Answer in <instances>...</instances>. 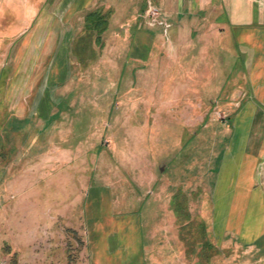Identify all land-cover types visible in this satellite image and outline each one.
<instances>
[{
    "label": "rangeland",
    "instance_id": "rangeland-1",
    "mask_svg": "<svg viewBox=\"0 0 264 264\" xmlns=\"http://www.w3.org/2000/svg\"><path fill=\"white\" fill-rule=\"evenodd\" d=\"M80 1L0 0V264H106L118 249L121 257L138 256L139 242L128 251L118 242L119 227L111 249L94 252L86 215L91 203L111 206L109 215H139L145 206L143 218L150 204L170 207L174 220L152 239L148 264H264V244L242 245L236 235L221 241L213 227V192L229 141V132L221 130L234 118L231 102H240L230 101V90L247 95L245 78L233 74L224 53L213 56L214 67L213 53L202 49L203 57L208 53L201 66L208 76L204 99L190 94L180 107L159 100L158 108L166 110L153 117L148 112L160 110L151 111L150 98L171 91L164 79L177 55L201 40L202 48L211 44L210 33L201 31L206 26L169 20L154 0H97L96 7L105 1L112 8L99 11L104 25L90 28L91 10L81 11ZM149 1L159 13L155 22ZM152 42L153 61L136 62L148 55L141 45ZM34 48H43L40 55L31 51L40 62L27 67ZM156 59L158 68H150ZM193 71L198 80V67ZM186 86L181 83L179 91ZM44 97L48 115H29ZM57 110L59 115H49ZM157 121L161 128L153 141ZM218 139L223 145L216 148ZM166 163L169 171L161 173ZM257 182L264 188V155Z\"/></svg>",
    "mask_w": 264,
    "mask_h": 264
},
{
    "label": "crops",
    "instance_id": "crops-1",
    "mask_svg": "<svg viewBox=\"0 0 264 264\" xmlns=\"http://www.w3.org/2000/svg\"><path fill=\"white\" fill-rule=\"evenodd\" d=\"M97 2V0H81V11L91 10L90 13H94L106 8H112V4L105 1L96 7L98 5ZM154 2L164 9V16L169 20L182 21L183 25L188 26H196L197 21H199L198 25H205V28L202 27L205 30L201 29V31L210 33L207 42H211V44L207 45L205 43L207 46L202 48L201 42L203 41L201 40L199 44L189 45L185 52L182 53V56L177 55V59L169 67L170 73L164 79V81L167 80L172 83L171 91L168 95L153 93V98H150L153 100L151 111L160 107L159 100H172L170 102L173 104H170V107H180L186 104V99L191 98L190 94H194L198 99H204L206 89L203 85L207 82L208 76H202L201 66L205 67L206 59L204 58L208 53H210V57L211 53H213L211 61L214 67L217 65L213 60V56L215 57L218 53H224V61L230 63L229 67L231 69L234 68L236 70H233V74L236 73L237 78L241 80L240 75H242L246 80V97H236L235 92L230 90V101L237 99L240 102L236 104L231 102V105L235 106V111L232 114L234 118L230 121V125H227L229 127L228 130H221L222 133L229 132V141L227 142L228 145L224 146V150L221 151V155L224 157V162L222 160L221 163H223L224 168L222 166L218 172L213 192L215 198L213 209L215 226L213 227L215 232H218L221 241L225 235H236L242 245L257 246L264 244V188L260 187L257 182L258 166L262 163L264 155V0H154ZM84 5L87 8L83 7ZM153 36L155 37V34ZM226 41L229 42L228 45L231 44L229 48H224ZM148 47H150V50H148ZM141 48L146 49L148 55L146 60H136V62L146 64L149 60H152V56L155 57L156 55L155 52L152 54L155 43L152 42L146 46L142 44ZM196 48H199L200 57L197 61L192 55V53L197 52ZM42 49L34 48L30 50L29 59L26 61L27 67H34L37 61L40 62L39 55ZM202 49L204 51L208 49V53H204V57ZM36 50L39 51L38 59L34 58L31 52ZM158 65V59H156L150 65V68H158ZM239 65H241L240 71ZM193 67H198V80L194 76L195 70L192 72ZM207 67H210V65ZM214 77L210 76L208 78L211 83L218 82ZM154 82L153 79L152 83ZM191 82H193L194 86L190 85ZM181 83H187L183 91H179L178 86ZM45 100L46 98L44 97V102L40 104V107H37L36 112L33 114L30 112L29 115L39 117L48 115V107L43 106L46 104ZM224 105L227 106L229 104L224 102ZM158 109L160 112L157 114H155V111L148 113L154 117L166 110L165 108ZM11 114L13 116L19 115L16 113ZM49 115H59V111L57 110ZM27 119L32 127L35 124L34 120L25 116L24 120ZM47 122L43 123L44 126ZM174 123V120L173 122L167 120L166 124L175 127ZM179 127L183 128H178V131L182 130L181 132L186 128L185 125ZM222 127L223 125H221ZM160 128L161 125L158 121L152 124L151 137L153 141L156 140V135H158V129ZM30 131L36 132L35 129ZM37 132L41 133L42 130L39 129ZM215 144L216 148H218L219 145H223V141L218 139ZM168 161L170 163V159ZM169 163L164 164L165 166L161 168V173H168ZM155 185L157 184L154 183ZM88 207L86 215L89 218L90 228H92L88 238L95 245L93 248L94 252L96 249L98 251L101 250L104 255L108 248L111 249L109 241L115 234L113 229L118 227L122 231V235L118 236V242L123 241L124 248L127 251L133 249L137 242L140 244L138 256L133 254L131 257L130 255L121 257L117 255V251L122 250L118 249L114 254L107 256L106 264H148V254L152 239L160 238L163 226H169V223L174 220V215L170 214L172 211L168 210L170 207L162 206L161 204L148 205L147 209L148 207L150 208L148 209L149 214L145 218L142 215L145 206L139 207V215H109L108 212L112 211L111 206L108 207L104 204L95 205L91 203ZM95 211L100 212V214L93 215ZM161 212L169 213L167 217H160L159 213ZM143 228H147V237L141 234V229L143 230ZM172 228L175 229L174 226ZM171 233H173L171 234L173 236H170V238L176 237L174 230ZM136 256L137 260L134 259ZM98 258L100 257L98 256Z\"/></svg>",
    "mask_w": 264,
    "mask_h": 264
},
{
    "label": "trees",
    "instance_id": "trees-1",
    "mask_svg": "<svg viewBox=\"0 0 264 264\" xmlns=\"http://www.w3.org/2000/svg\"><path fill=\"white\" fill-rule=\"evenodd\" d=\"M107 21V20H106ZM105 19L103 18L102 14L97 11L94 13H90L87 16V25L91 28L95 25V23L103 24L106 23ZM97 28V27H96Z\"/></svg>",
    "mask_w": 264,
    "mask_h": 264
},
{
    "label": "built area",
    "instance_id": "built-area-1",
    "mask_svg": "<svg viewBox=\"0 0 264 264\" xmlns=\"http://www.w3.org/2000/svg\"><path fill=\"white\" fill-rule=\"evenodd\" d=\"M149 16L152 17V21L155 22L157 21V16L159 15L157 9L155 8V6L152 5V2L149 1Z\"/></svg>",
    "mask_w": 264,
    "mask_h": 264
}]
</instances>
